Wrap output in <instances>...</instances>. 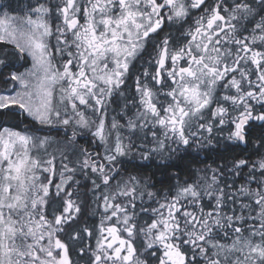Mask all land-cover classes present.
<instances>
[{
    "label": "snow or ice",
    "instance_id": "1",
    "mask_svg": "<svg viewBox=\"0 0 264 264\" xmlns=\"http://www.w3.org/2000/svg\"><path fill=\"white\" fill-rule=\"evenodd\" d=\"M0 264H264V0L0 4Z\"/></svg>",
    "mask_w": 264,
    "mask_h": 264
},
{
    "label": "trees",
    "instance_id": "2",
    "mask_svg": "<svg viewBox=\"0 0 264 264\" xmlns=\"http://www.w3.org/2000/svg\"><path fill=\"white\" fill-rule=\"evenodd\" d=\"M8 2H9V0H3V3H4V4H6V3H8ZM11 2H12V4H13L14 7L17 5L16 2L14 3V0H11Z\"/></svg>",
    "mask_w": 264,
    "mask_h": 264
},
{
    "label": "rangeland",
    "instance_id": "3",
    "mask_svg": "<svg viewBox=\"0 0 264 264\" xmlns=\"http://www.w3.org/2000/svg\"><path fill=\"white\" fill-rule=\"evenodd\" d=\"M17 3V4H19V3H21V2H23V0H14V3ZM0 4H4L3 3V0H0Z\"/></svg>",
    "mask_w": 264,
    "mask_h": 264
}]
</instances>
